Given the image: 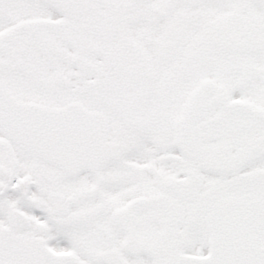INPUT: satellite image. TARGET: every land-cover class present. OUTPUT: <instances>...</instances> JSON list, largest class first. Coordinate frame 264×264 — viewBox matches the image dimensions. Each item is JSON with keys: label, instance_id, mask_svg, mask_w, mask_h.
<instances>
[{"label": "snow or ice", "instance_id": "6c2138e0", "mask_svg": "<svg viewBox=\"0 0 264 264\" xmlns=\"http://www.w3.org/2000/svg\"><path fill=\"white\" fill-rule=\"evenodd\" d=\"M0 264H264V0H0Z\"/></svg>", "mask_w": 264, "mask_h": 264}]
</instances>
